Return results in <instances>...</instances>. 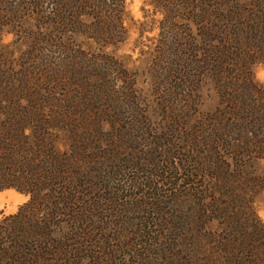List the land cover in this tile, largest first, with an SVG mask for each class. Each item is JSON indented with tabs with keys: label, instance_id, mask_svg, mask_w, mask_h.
Wrapping results in <instances>:
<instances>
[{
	"label": "trees",
	"instance_id": "obj_1",
	"mask_svg": "<svg viewBox=\"0 0 264 264\" xmlns=\"http://www.w3.org/2000/svg\"><path fill=\"white\" fill-rule=\"evenodd\" d=\"M121 3L0 0V192L28 197L15 214L0 215V264H100L95 249L106 238L100 225L107 205L119 202V192L138 189L142 229L126 248L136 264L152 258L169 264L175 240L168 237L185 232L186 264H264V223L255 207L264 192V84L253 74L264 67V0L157 2L171 16L186 5V159L166 153L176 164L131 166L139 172L123 182L101 166L107 148L118 149L122 139L103 131L116 123L103 120L104 104L114 98L108 84L92 82L89 48L77 47L80 38L100 49L120 43ZM23 9L32 23L27 32ZM4 34L16 38L14 47L27 42L25 58L2 43ZM173 58L170 67L181 63ZM205 84L217 104L196 119ZM158 142L151 146L159 150ZM114 182L120 189L111 193ZM179 183L186 186V218L173 224L165 209L185 201V193L170 194ZM175 225L173 235L167 227Z\"/></svg>",
	"mask_w": 264,
	"mask_h": 264
},
{
	"label": "rangeland",
	"instance_id": "obj_2",
	"mask_svg": "<svg viewBox=\"0 0 264 264\" xmlns=\"http://www.w3.org/2000/svg\"><path fill=\"white\" fill-rule=\"evenodd\" d=\"M155 1L122 0L119 16L120 43H113L100 49L95 42L80 38L77 44L79 49L89 48L86 58L95 72L92 82L101 86L108 84L106 89L110 88L114 98L110 105L104 104V111L109 115L103 117V120L113 118L116 123L112 126L104 124L103 131L112 133L113 137L120 135L123 140L119 139L118 149L107 148L110 155L102 160L101 166L111 178L122 182L126 179L130 180L139 172L137 170L132 172L131 169L134 168L131 166H136L138 169L143 165L147 167L146 161L150 160L159 163L168 160L176 164L171 157H166V153L170 156L172 152L179 153L182 159H186V128L190 125V121L189 123L186 121V34L189 27L186 23V5L179 7V11L171 16L167 9H160L157 3L160 0ZM27 11L26 9L22 11L25 17L23 22L25 32H27L26 24H32L27 22ZM192 32L196 33L195 28ZM15 39L12 34H4L2 43L12 46ZM17 43L16 47L12 46L15 50L14 56L25 58L27 42L23 39L21 42L17 40ZM174 56H178L181 63L177 61L176 66L170 67L169 64ZM162 57H166L163 62ZM105 63L112 68H106ZM172 68L177 70L176 73H172ZM96 74L99 78L95 79ZM253 74L259 83L264 84L263 66L255 67ZM181 91L184 92L182 95H180ZM101 96L102 99L105 98L104 93ZM199 97V115L196 119L201 117V113L214 111L217 104L215 93L209 84L203 85ZM131 99H136L137 102L130 103ZM44 117L47 120L51 118L48 112ZM92 118H94L92 114L88 116L89 120ZM117 121L123 124L118 125ZM115 131L119 133L123 131V134H115ZM47 134L59 133L48 130ZM157 138H164L167 141L158 142ZM154 142L160 144L159 150L152 147L156 144ZM111 150L116 153H111ZM122 168H125L124 173ZM180 184L176 188L177 193L172 191L170 194L178 197L185 193L183 195L185 201L176 203L174 200L165 209L166 217H170L172 221L169 222L173 224L179 217L186 218V186ZM120 185L121 183L114 182L112 186L108 185V189L113 193L114 189H120L117 187ZM141 192V189H138V192L124 190L117 195L119 202L107 205L105 219L100 225L106 238L98 242L96 246L99 248L95 249V252L103 258L99 261L100 264L109 259L115 260L114 264H136V258L128 257L126 248L135 242L138 229H142L138 214L140 200L133 196L135 194L138 196ZM141 198L142 202H147V198ZM27 201L28 197L13 190L0 192V215L15 214ZM255 207L258 217L264 223V192L255 198ZM98 220L100 221V218ZM176 227L177 225L174 228L169 226L167 229L169 231L171 229L173 234L177 232ZM169 239L175 240L171 250V257L174 259H170L169 264H186V232L184 237L175 233L174 236L168 237ZM150 263L164 264V259L153 261L152 258ZM85 264L93 263L86 261Z\"/></svg>",
	"mask_w": 264,
	"mask_h": 264
}]
</instances>
